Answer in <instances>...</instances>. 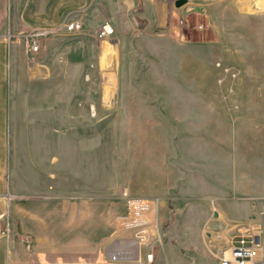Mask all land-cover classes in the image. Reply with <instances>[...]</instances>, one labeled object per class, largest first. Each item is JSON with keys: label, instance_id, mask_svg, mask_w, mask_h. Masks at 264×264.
<instances>
[{"label": "rangeland", "instance_id": "obj_1", "mask_svg": "<svg viewBox=\"0 0 264 264\" xmlns=\"http://www.w3.org/2000/svg\"><path fill=\"white\" fill-rule=\"evenodd\" d=\"M157 4L6 0L0 228L6 212L12 233L0 236V264L15 262L17 238L31 242L19 230L25 202L55 222L80 212L102 231L106 203L126 190L158 200L162 238L139 211L95 247L40 245L31 264H146L108 260L113 242L130 238L149 243L141 254L153 247L151 264H221L211 250L255 217L264 202V0ZM75 18L83 30L26 54L25 29ZM102 22L115 34L100 40Z\"/></svg>", "mask_w": 264, "mask_h": 264}, {"label": "built area", "instance_id": "obj_2", "mask_svg": "<svg viewBox=\"0 0 264 264\" xmlns=\"http://www.w3.org/2000/svg\"><path fill=\"white\" fill-rule=\"evenodd\" d=\"M84 28V22L81 18H75L67 22H63L55 27L39 26L25 29L19 35L23 41L26 54L30 58H37L42 53V41L55 35L63 33H76ZM115 34V28L109 22H102L95 28V36L98 39H106ZM16 33L10 30L7 32L6 38L11 42ZM122 195L128 200L129 216L139 212L138 214L145 218L148 223V228L153 237L158 241H162L159 231L158 200H150V203H144L142 199L131 197L126 190L122 191ZM8 203L10 204L12 197L8 196ZM233 233L227 243L219 244L211 250L221 264H264V202L258 205L255 212V217L249 218L245 221H240L234 224ZM12 233V225L9 214H3V225L0 228V236L9 238ZM141 245H148L149 243L144 239H139L137 253L122 245L111 247L108 252V260L111 263H128V262H142L151 264L154 260L153 247L151 251H146L144 254L140 253ZM7 264H31V263H15L8 262Z\"/></svg>", "mask_w": 264, "mask_h": 264}, {"label": "crops", "instance_id": "obj_3", "mask_svg": "<svg viewBox=\"0 0 264 264\" xmlns=\"http://www.w3.org/2000/svg\"><path fill=\"white\" fill-rule=\"evenodd\" d=\"M165 2L166 0H157L158 8L163 10ZM5 5L6 0H0V28L3 27L5 22ZM4 59L5 41L3 38H0V63H2ZM1 107H3V104L0 103V108ZM1 122L2 119L0 117V123ZM34 205L35 204L32 202H25L24 204H20L18 210L19 214L25 218L24 224L19 228L20 233H22V235H30L31 242H28L26 240L27 238L23 240L17 238V241H15V263L31 262L32 253L35 252L40 245L52 248L57 245V239L71 245L66 247V249L76 248L81 244H85L88 247H95L98 242L104 241V238H108L109 235L116 233V231L121 228L119 227L120 225L116 223L118 218L129 214L128 202L124 198L106 203L104 212L101 213V216L102 214L105 216L104 228L102 231H98L96 227L97 223H81V217L84 216V214L81 216L80 212L78 215H75L76 213L74 212L69 213L67 217H65L66 219L63 218L60 219L59 222H55L47 218V215L37 211ZM256 210L257 208L252 209L251 213L255 214ZM77 216L78 218H76ZM82 235L85 236L84 240H81Z\"/></svg>", "mask_w": 264, "mask_h": 264}, {"label": "bare ground", "instance_id": "obj_4", "mask_svg": "<svg viewBox=\"0 0 264 264\" xmlns=\"http://www.w3.org/2000/svg\"><path fill=\"white\" fill-rule=\"evenodd\" d=\"M138 244H139L138 238L121 239V240H117V241L113 242L112 247H114L116 245H122V246L129 248V249H132V251L134 250V253L135 252L137 253Z\"/></svg>", "mask_w": 264, "mask_h": 264}, {"label": "water", "instance_id": "obj_5", "mask_svg": "<svg viewBox=\"0 0 264 264\" xmlns=\"http://www.w3.org/2000/svg\"><path fill=\"white\" fill-rule=\"evenodd\" d=\"M180 2V1H179Z\"/></svg>", "mask_w": 264, "mask_h": 264}]
</instances>
